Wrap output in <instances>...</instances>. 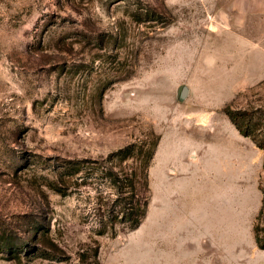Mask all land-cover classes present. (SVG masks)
Listing matches in <instances>:
<instances>
[{
  "label": "rangeland",
  "instance_id": "1",
  "mask_svg": "<svg viewBox=\"0 0 264 264\" xmlns=\"http://www.w3.org/2000/svg\"><path fill=\"white\" fill-rule=\"evenodd\" d=\"M251 1L0 0V264H77L88 245L99 264H264ZM111 171L147 198L133 229L106 216Z\"/></svg>",
  "mask_w": 264,
  "mask_h": 264
},
{
  "label": "trees",
  "instance_id": "2",
  "mask_svg": "<svg viewBox=\"0 0 264 264\" xmlns=\"http://www.w3.org/2000/svg\"><path fill=\"white\" fill-rule=\"evenodd\" d=\"M225 113L229 117L230 121L234 124V126L237 128V130L243 134L247 135L245 133V130L241 126V122L238 119V116L236 118V113H232L228 108L225 109ZM258 147L262 148V145L259 143H255ZM131 148L123 150L119 152L120 159L122 161L128 159L131 156H134V152ZM139 150L138 152H140ZM153 149H149L146 152V157L144 158V164L146 165L147 160L152 156ZM80 161H70L68 162V168H65L63 174H65V177L69 179H72L74 175L77 173L79 169ZM107 179L111 180L112 183L115 185L117 182V189L115 193V197L112 200V204L109 211L107 212L106 216L108 217V220L112 222L118 221L122 222L125 227L127 228H135L139 225L142 217L145 215L146 212V206H147V198L144 195H140L135 192V184L134 180L132 178H128V176H125V179L128 180L127 184H124L123 178H119L118 174L116 172H109L106 174ZM125 185L126 187H129L130 189L127 191L126 189H122V186ZM116 186V185H115ZM58 193H61L62 195L67 194V189L65 186H54L53 188ZM133 191V192H132ZM103 231L97 232V234H101ZM255 241L258 245H260V240L257 235H255ZM78 253V261L77 264H84L85 261L87 263L85 264H99V261L97 259L98 255V248L96 246L88 245L87 247L83 249H79L77 251Z\"/></svg>",
  "mask_w": 264,
  "mask_h": 264
},
{
  "label": "crops",
  "instance_id": "3",
  "mask_svg": "<svg viewBox=\"0 0 264 264\" xmlns=\"http://www.w3.org/2000/svg\"><path fill=\"white\" fill-rule=\"evenodd\" d=\"M251 0H237V3H246V4H248V6H249V8H248V10L250 11V12H253V6H251V2H250ZM259 3H261V7H259V10L261 11V12H259V10L256 12L257 13V16L258 17H260V18H264V0H259ZM240 5V4H239ZM247 6V7H248ZM244 14V15H247V14H249V13H247V12H240V15L241 14ZM244 28H245V30L247 31V32H253L252 31V28L251 27H245V26H243ZM246 42H248L246 45H249V47H251L252 46V44H253V42H252V40H247ZM256 44H257V42H255ZM232 126V125H231ZM233 128V127H232ZM237 130V129H236ZM232 131V130H231ZM233 136H235V137H237V134H236V132H235V134L233 133ZM171 170H173L172 168H171Z\"/></svg>",
  "mask_w": 264,
  "mask_h": 264
},
{
  "label": "water",
  "instance_id": "4",
  "mask_svg": "<svg viewBox=\"0 0 264 264\" xmlns=\"http://www.w3.org/2000/svg\"><path fill=\"white\" fill-rule=\"evenodd\" d=\"M185 94H186V88H183L180 95H181V97H183V96H185Z\"/></svg>",
  "mask_w": 264,
  "mask_h": 264
}]
</instances>
